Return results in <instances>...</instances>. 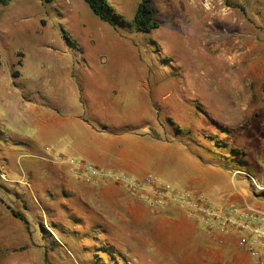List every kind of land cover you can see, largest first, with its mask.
I'll use <instances>...</instances> for the list:
<instances>
[{
    "label": "rangeland",
    "instance_id": "rangeland-1",
    "mask_svg": "<svg viewBox=\"0 0 264 264\" xmlns=\"http://www.w3.org/2000/svg\"><path fill=\"white\" fill-rule=\"evenodd\" d=\"M109 1L127 20L139 2ZM209 3L205 11L192 0H151L159 25L150 33L113 28L84 0L0 4V226L20 229L23 223L8 212H24L38 244L3 255L0 246V264H163L117 247L114 233L104 238L102 230L89 227L80 203L77 211L68 210L59 193H47L56 164L70 176L77 168L71 162L92 164L76 147L82 142L80 119L107 136L127 127L147 131L140 125L148 120L149 133L179 141L198 159L222 163L237 184L236 206L264 208V0ZM224 49L242 53L239 61H221ZM53 109L59 127L46 130ZM60 129L73 132L76 143ZM150 176L198 192L180 173L156 170ZM52 220L63 226V236L54 233ZM196 225L213 235L203 223ZM100 242L117 247L113 259L97 250ZM206 244L212 249L202 248L204 260L182 256L171 264H255L237 245L223 250Z\"/></svg>",
    "mask_w": 264,
    "mask_h": 264
},
{
    "label": "crops",
    "instance_id": "crops-1",
    "mask_svg": "<svg viewBox=\"0 0 264 264\" xmlns=\"http://www.w3.org/2000/svg\"><path fill=\"white\" fill-rule=\"evenodd\" d=\"M53 111L44 125L46 130L59 127V111ZM77 124L83 132L82 142L76 145L79 153L101 169L119 171L138 180L151 177L150 172L156 170L166 174L180 173L187 185H193L202 194L204 192L200 189L213 193L217 201L234 202L240 198L236 192L237 184L230 179V173L222 163L198 159L177 140L154 137L148 131H138L135 129L137 127H127L117 135L107 136L109 134L105 130H96L82 119ZM145 124L149 126L150 121L143 120L140 126L146 129ZM63 130L62 133L68 134L70 141L76 143L73 132ZM49 160L52 165L55 163L51 158ZM55 166L49 176L53 187L47 193H59L66 199L63 205L68 210L77 211L80 203L89 226L95 225V228L104 231L106 238H113L112 232L118 241L127 239L125 245L120 246L118 241L115 245L142 259L153 257L155 262L171 264L182 262L183 256L184 261L195 263L204 260L199 254L203 247L212 249L206 244L207 241H212L216 248L223 247V250L236 245L231 236L224 237L223 242L219 243L218 235L200 233L196 222L174 205L153 211L133 193L113 182L90 185L72 178L64 172L62 165ZM8 213L10 218L17 219L11 212ZM17 220L14 222L16 226L20 225ZM22 225L19 231L17 228L3 230V226H0L2 255L16 247L38 245L32 237L33 230H27L24 223ZM39 235L43 238L41 233Z\"/></svg>",
    "mask_w": 264,
    "mask_h": 264
},
{
    "label": "built area",
    "instance_id": "built-area-1",
    "mask_svg": "<svg viewBox=\"0 0 264 264\" xmlns=\"http://www.w3.org/2000/svg\"><path fill=\"white\" fill-rule=\"evenodd\" d=\"M58 162L63 161L57 158ZM61 160V161H60ZM71 176L90 185L113 182L133 193L150 210L174 205L196 223L204 224L208 233L234 238L238 248L255 264H264V208L256 205L236 206L233 201H212L200 192L180 190L155 178L138 180L121 172H110L94 164H75ZM253 179V178H252ZM254 181V179H253Z\"/></svg>",
    "mask_w": 264,
    "mask_h": 264
},
{
    "label": "trees",
    "instance_id": "trees-1",
    "mask_svg": "<svg viewBox=\"0 0 264 264\" xmlns=\"http://www.w3.org/2000/svg\"><path fill=\"white\" fill-rule=\"evenodd\" d=\"M7 1H9V0H0V4L6 3ZM45 1H51V0H45ZM84 2L89 6V8L93 12V14H95L101 21L110 25L113 28L127 27L130 29H134L137 32L150 33L153 29L157 28L159 25L158 22L154 19L153 11L149 6L151 0H139V2L136 5L133 16L129 20L125 19L121 13L117 12L109 0H84ZM262 89L264 92V82L262 83ZM147 128H148L147 129L148 132L153 130L150 126H148ZM1 133H2V131L0 130V136H2ZM151 135L154 137H160L154 132ZM161 138H163V137H161ZM216 145L221 146L219 144H216ZM218 156H219V154H218ZM49 195H51V194H49ZM64 196H66V195H64ZM9 210L15 218L21 220L24 223L27 230L30 229V227L27 223V218L25 216L26 214H24V212H21L18 210L16 211L12 208H9ZM34 219H36V218H34ZM78 221L79 220L75 219L74 224H82V222H78ZM50 224L54 228V230H53L54 233H58L59 235L63 236L65 230H64L63 226L59 225L60 222H58V221L55 222L52 220L50 222ZM89 227L90 228L92 227L93 228L92 230L97 229V228H95L96 227L95 225H90ZM37 228L41 232L42 237L45 238V236L43 235V232H42L44 227L40 224L39 221L37 222ZM104 234H105V232H104ZM104 238H106V237L104 236ZM52 242H53V244H55L58 242V240H55L54 238H52ZM97 247H98L97 250H99L100 252L107 253L111 257V259H113L115 257L113 254V249H114L115 245L113 243H111V242H100V245ZM109 264H111V262Z\"/></svg>",
    "mask_w": 264,
    "mask_h": 264
},
{
    "label": "clouds",
    "instance_id": "clouds-1",
    "mask_svg": "<svg viewBox=\"0 0 264 264\" xmlns=\"http://www.w3.org/2000/svg\"><path fill=\"white\" fill-rule=\"evenodd\" d=\"M192 6L207 11L210 8V3L209 0H192ZM241 55L242 53L238 51L224 49L218 54V58L226 63H236L239 61Z\"/></svg>",
    "mask_w": 264,
    "mask_h": 264
}]
</instances>
